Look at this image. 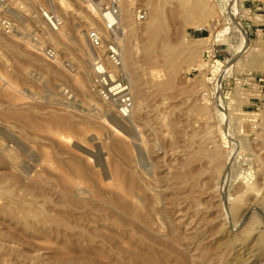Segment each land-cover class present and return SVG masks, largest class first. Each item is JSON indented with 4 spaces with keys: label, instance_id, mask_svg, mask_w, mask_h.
I'll return each mask as SVG.
<instances>
[{
    "label": "rangeland",
    "instance_id": "374dc122",
    "mask_svg": "<svg viewBox=\"0 0 264 264\" xmlns=\"http://www.w3.org/2000/svg\"><path fill=\"white\" fill-rule=\"evenodd\" d=\"M120 1L0 0V264H264V0Z\"/></svg>",
    "mask_w": 264,
    "mask_h": 264
},
{
    "label": "built area",
    "instance_id": "2783aa9c",
    "mask_svg": "<svg viewBox=\"0 0 264 264\" xmlns=\"http://www.w3.org/2000/svg\"><path fill=\"white\" fill-rule=\"evenodd\" d=\"M106 12H108L111 16H117L120 14V0H106L104 6ZM47 16V15H46ZM50 24L55 29L60 24L57 16L51 15L48 17ZM107 22V26L112 28L116 25L115 22H110L108 19H105ZM10 25V24H9ZM8 26V25H7ZM9 27V26H8ZM257 31H263V28L257 29ZM88 40L90 46L93 49H99L103 46V36L97 29H92L88 32ZM45 55L48 58H54L56 52L52 48H45ZM108 58L110 59L111 63L115 67H120L122 65V51L121 47L116 42H112L107 46ZM97 58L95 59V68H96V82L99 83V92L104 99H110L114 95H118L121 100V111L126 113L132 105V101L128 92L126 91V85L120 82L108 83L107 79L111 76L108 68L102 63L101 55L99 53L96 54Z\"/></svg>",
    "mask_w": 264,
    "mask_h": 264
},
{
    "label": "bare ground",
    "instance_id": "6f19581e",
    "mask_svg": "<svg viewBox=\"0 0 264 264\" xmlns=\"http://www.w3.org/2000/svg\"><path fill=\"white\" fill-rule=\"evenodd\" d=\"M121 2V1H120ZM96 6H97V9H98V13L101 15V18L102 19H108L110 22H115L116 23V25H117V27H114V28H112L113 29V31L116 33V35H118V32H119V30H120V22H121V18H120V16H121V12H120V14L119 15H117V16H111L108 12H106V10H105V8H102L101 7V4L98 2V3H96L95 4ZM100 5V6H99ZM101 7V8H100ZM120 9H121V6H120ZM48 17H50V15H47ZM106 21V20H105ZM107 25V24H106ZM205 27V26H204ZM203 27V28H204ZM109 31V30H108ZM100 32V31H99ZM245 32V31H244ZM121 33V32H120ZM101 35H103V34H101ZM243 36H246V32H245V34H243ZM120 37V36H119ZM104 41V40H103ZM101 48V47H100ZM92 50H93V48H92ZM91 53H93V55H95V54H97V53H99V52H97L96 53V51H95V54H94V52H91ZM100 54V53H99ZM92 55V54H91ZM107 56H108V54H107ZM96 58H97V56H96ZM123 61V60H122ZM106 66V65H105ZM127 88V87H126ZM127 90V89H126ZM129 92V91H128ZM131 108V107H130ZM128 111H130V110H128ZM127 111V112H128ZM128 114V113H127ZM130 114V113H129Z\"/></svg>",
    "mask_w": 264,
    "mask_h": 264
},
{
    "label": "crops",
    "instance_id": "0c3cea01",
    "mask_svg": "<svg viewBox=\"0 0 264 264\" xmlns=\"http://www.w3.org/2000/svg\"><path fill=\"white\" fill-rule=\"evenodd\" d=\"M261 3V0H257V2L255 1V5H259ZM262 4H263V7H264V1L262 2ZM261 15H263L264 16V13L263 14H261Z\"/></svg>",
    "mask_w": 264,
    "mask_h": 264
}]
</instances>
